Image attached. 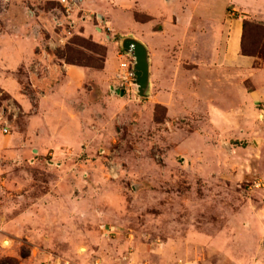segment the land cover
<instances>
[{"label": "rangeland", "instance_id": "rangeland-1", "mask_svg": "<svg viewBox=\"0 0 264 264\" xmlns=\"http://www.w3.org/2000/svg\"><path fill=\"white\" fill-rule=\"evenodd\" d=\"M196 1L203 0L145 4L158 15ZM99 2L106 6L102 15L73 14L77 24L59 45L51 22L62 16L58 0H0V33L12 34L24 21L42 36L40 58L12 70L0 65V258L19 264H264V0H204L222 11L223 21H249L241 28L240 52L248 65L232 67L226 86L216 83L209 97L216 115L225 113L224 128L214 127L204 111L178 112V96L160 97L178 89V81L156 80L145 97L110 91L118 68L100 73L108 53L117 63L120 55L128 59L120 36H146L134 22L150 16L134 0L111 24L110 10L121 2ZM84 13L88 33L80 23ZM76 36L88 42L74 45ZM67 44L83 52L87 81L68 87L59 75L40 110L33 79L64 61L59 53Z\"/></svg>", "mask_w": 264, "mask_h": 264}, {"label": "crops", "instance_id": "crops-1", "mask_svg": "<svg viewBox=\"0 0 264 264\" xmlns=\"http://www.w3.org/2000/svg\"><path fill=\"white\" fill-rule=\"evenodd\" d=\"M99 1L81 0L80 8L83 12L84 9H87L91 12L96 11L95 13L99 14L106 7L103 2ZM116 2L117 4L121 2V5L110 10L111 24H114L115 20L118 22L121 19L124 12L121 6L126 5L128 7L134 0H116ZM171 2L172 0H160L163 7H168ZM138 3V11L147 13L150 18L143 23L134 22V26L143 29L145 33L147 32L146 36L140 37V35L128 31L120 37L131 36L146 46L149 58V87L147 91L150 92L154 88V84H156L154 81L156 80L170 83L171 81H178V89L175 87L174 91L167 90L165 93H161L160 97L178 96V112L182 111V114H185L186 111H204L210 115V121L216 124L214 127H226L228 124H226L225 113L220 111L224 115H216L214 102L209 97L212 96L213 98L216 83L219 84L220 88L226 86L230 80L229 72L232 67L233 69L235 67L239 69L248 65L247 56L240 54L241 22H237L236 19L232 18H225L223 21L222 11L216 12L212 4L204 2V0L194 2L193 7L183 11H163L158 15H154L150 11L149 6L145 4V0H138ZM82 6L85 8H82ZM32 14L35 15L34 12ZM22 15L23 20L26 19L25 15ZM99 15H102V13ZM88 16L89 14L84 13L80 17L83 33L89 32L86 28L88 26ZM55 17L63 19L59 15H55ZM73 17L74 15H72ZM174 17L176 22L171 20ZM29 18L33 19L34 16ZM51 22L46 23V27L50 32L53 30ZM78 25H80L79 20ZM121 26L123 28L125 25L121 24ZM13 28L12 34L0 33V65L10 70L22 65L26 66L33 60L35 61L37 57L40 58L38 46H40L42 39L38 26L35 27L23 21V23L14 24ZM109 53L111 54V51ZM109 53L105 59L103 70L100 72L104 75L106 72L116 70L119 63L125 60V57L123 58L120 55V62L112 61L109 58ZM49 59H51V56L48 54ZM154 60L158 63L154 64ZM47 67L46 75L41 78L32 76L35 86L40 89L42 95L40 110L45 106L44 103L51 100L50 97L53 95L50 88L54 89L52 86L56 84L57 81L55 80L59 75L62 76L60 78L63 79L66 86L73 88L83 86L88 75L86 67L65 63L62 60L57 64H49ZM157 68L160 72L157 73L154 80L153 70H157ZM9 82L12 87L13 82ZM51 82H53V85H51ZM5 83V85H9L8 81H5ZM184 97H187L188 100H185ZM161 102L168 105V101ZM181 102L183 106H180Z\"/></svg>", "mask_w": 264, "mask_h": 264}, {"label": "built area", "instance_id": "built-area-1", "mask_svg": "<svg viewBox=\"0 0 264 264\" xmlns=\"http://www.w3.org/2000/svg\"><path fill=\"white\" fill-rule=\"evenodd\" d=\"M61 4V15L62 20L53 16L52 20L54 23V33L55 38L58 39L59 45H64L68 36L72 34V28H74L75 23L74 19L72 18L73 14L77 12L83 11L80 8L81 0H58ZM129 56L130 54H127ZM134 58L132 55L129 58H125L124 61L119 63V67L117 73L114 76L115 79V86L121 88L124 92L125 91H136L137 85L135 82V75L132 68ZM3 132L7 133V128H3ZM53 264H60L59 261L53 262Z\"/></svg>", "mask_w": 264, "mask_h": 264}, {"label": "water", "instance_id": "water-1", "mask_svg": "<svg viewBox=\"0 0 264 264\" xmlns=\"http://www.w3.org/2000/svg\"><path fill=\"white\" fill-rule=\"evenodd\" d=\"M119 45L124 53L130 54L134 58L132 68L137 85L136 94L140 97L147 96L149 87V58L146 46L131 36L121 37ZM110 91L121 96L124 94V91L115 85L110 86Z\"/></svg>", "mask_w": 264, "mask_h": 264}, {"label": "trees", "instance_id": "trees-1", "mask_svg": "<svg viewBox=\"0 0 264 264\" xmlns=\"http://www.w3.org/2000/svg\"><path fill=\"white\" fill-rule=\"evenodd\" d=\"M249 24L248 20H244L242 27L245 29L247 27V25ZM242 35L243 32L241 34V41H242ZM88 42V39H85L84 37H80V36H76L75 38H73L72 43L74 45H82L84 43ZM242 51V54H245V52L243 51V45L242 42L240 43V52ZM59 57L62 58L64 60V62L69 63V64H76V65H82V66H90L89 64H87V62L83 61V52L77 48H75L72 44H67L63 50L59 53ZM103 65L99 64L96 65L94 67L100 68ZM21 257H24L25 254L24 253H20ZM0 264H19V260L15 257H11V256H5L0 258Z\"/></svg>", "mask_w": 264, "mask_h": 264}, {"label": "bare ground", "instance_id": "bare-ground-1", "mask_svg": "<svg viewBox=\"0 0 264 264\" xmlns=\"http://www.w3.org/2000/svg\"><path fill=\"white\" fill-rule=\"evenodd\" d=\"M6 244H8V241H6Z\"/></svg>", "mask_w": 264, "mask_h": 264}]
</instances>
